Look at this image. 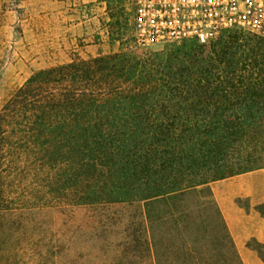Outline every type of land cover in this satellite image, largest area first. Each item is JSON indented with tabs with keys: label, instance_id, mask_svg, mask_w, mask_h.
<instances>
[{
	"label": "trees",
	"instance_id": "trees-1",
	"mask_svg": "<svg viewBox=\"0 0 264 264\" xmlns=\"http://www.w3.org/2000/svg\"><path fill=\"white\" fill-rule=\"evenodd\" d=\"M171 44L36 70L4 100L0 264L24 244L31 264H243L210 184L264 170V32ZM83 208L97 225L65 236L39 218Z\"/></svg>",
	"mask_w": 264,
	"mask_h": 264
},
{
	"label": "rangeland",
	"instance_id": "rangeland-1",
	"mask_svg": "<svg viewBox=\"0 0 264 264\" xmlns=\"http://www.w3.org/2000/svg\"><path fill=\"white\" fill-rule=\"evenodd\" d=\"M133 11L134 0H0V107L36 70L78 57L180 46H138L133 39ZM96 217L83 208L48 209L39 218L49 235L57 237L97 225ZM22 249L7 264H31L25 244Z\"/></svg>",
	"mask_w": 264,
	"mask_h": 264
},
{
	"label": "built area",
	"instance_id": "built-area-1",
	"mask_svg": "<svg viewBox=\"0 0 264 264\" xmlns=\"http://www.w3.org/2000/svg\"><path fill=\"white\" fill-rule=\"evenodd\" d=\"M235 30L264 32V0H134L133 39L141 47L209 44Z\"/></svg>",
	"mask_w": 264,
	"mask_h": 264
},
{
	"label": "crops",
	"instance_id": "crops-1",
	"mask_svg": "<svg viewBox=\"0 0 264 264\" xmlns=\"http://www.w3.org/2000/svg\"><path fill=\"white\" fill-rule=\"evenodd\" d=\"M211 189L243 264H264L246 245L251 239L264 244V217L254 209L264 202V173L259 169L219 180ZM238 198H246L250 208L239 206Z\"/></svg>",
	"mask_w": 264,
	"mask_h": 264
}]
</instances>
